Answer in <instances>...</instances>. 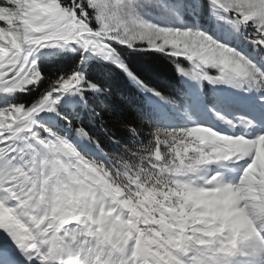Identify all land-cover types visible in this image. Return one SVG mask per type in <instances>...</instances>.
Returning a JSON list of instances; mask_svg holds the SVG:
<instances>
[{"label": "snow or ice", "instance_id": "6c2138e0", "mask_svg": "<svg viewBox=\"0 0 264 264\" xmlns=\"http://www.w3.org/2000/svg\"><path fill=\"white\" fill-rule=\"evenodd\" d=\"M0 264H264V0H0Z\"/></svg>", "mask_w": 264, "mask_h": 264}, {"label": "trees", "instance_id": "16d2710c", "mask_svg": "<svg viewBox=\"0 0 264 264\" xmlns=\"http://www.w3.org/2000/svg\"><path fill=\"white\" fill-rule=\"evenodd\" d=\"M168 75L169 73L165 70H161L159 72V76L161 78H164ZM112 86L114 88V93L112 97L106 101L110 111L105 112V119L108 122L109 127L113 128V130L116 131L118 135H123V129L119 128L118 125L112 123L114 117L111 110H114L115 112H118L125 117L131 118L130 104L134 103L135 99L131 90L123 83L122 80H116L115 82H113Z\"/></svg>", "mask_w": 264, "mask_h": 264}]
</instances>
